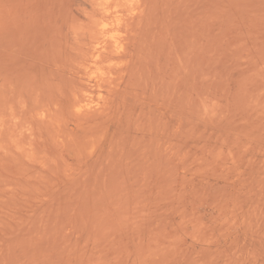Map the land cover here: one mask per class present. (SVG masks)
<instances>
[{
  "label": "rangeland",
  "instance_id": "obj_1",
  "mask_svg": "<svg viewBox=\"0 0 264 264\" xmlns=\"http://www.w3.org/2000/svg\"><path fill=\"white\" fill-rule=\"evenodd\" d=\"M128 1L0 0V264H264V0Z\"/></svg>",
  "mask_w": 264,
  "mask_h": 264
},
{
  "label": "bare ground",
  "instance_id": "obj_2",
  "mask_svg": "<svg viewBox=\"0 0 264 264\" xmlns=\"http://www.w3.org/2000/svg\"><path fill=\"white\" fill-rule=\"evenodd\" d=\"M95 1V0H94ZM102 1V0H101ZM134 0H129L128 1V3L130 2V3H132ZM103 2L105 3H109V0H103ZM99 3V2H98ZM100 3H102V2H100ZM127 3V4H128ZM124 4V3H123ZM103 4H101V6H102ZM103 6H105V5H103ZM129 6V5H128ZM109 7V6H108ZM128 8V7H127ZM132 8V7H131ZM130 8V9H131ZM108 9V8H107ZM135 8L133 7L132 8V10H134ZM109 10V9H108ZM104 10H102V12H103ZM105 11H106V8H105ZM109 12H110V10H109ZM113 13V12H112ZM115 13V12H114ZM102 14V13H101ZM105 14V13H104ZM132 14V13H131ZM103 15V14H102ZM107 15V14H106ZM107 17V16H106ZM105 16H103V17H101V18H99L98 20H97V22H95V23H97V26H98V30H97V33H98V38H96L97 40L95 41V44L93 45V47L91 48L92 50V52H90L91 53V58L92 59H90L91 60V62H92V64L94 63V64H96V63H98V61H102V60H104V58H103V53L107 50L108 51V49H110V51L113 53V55H118V54H120V52H121V50L123 49V44L121 43V41H120V39L118 38V37H116V36H113L112 37V39H110V38H107V37H105L106 36V34L107 35H109L108 34V32H109V27H111V26H115L116 28H117V26H120L121 25V23H120V21L122 20V19H124V18H122V16L121 15H115V21L114 22H108L107 21V19L108 18H106ZM110 17V16H109ZM114 18V17H113ZM97 19V18H96ZM122 22V21H121ZM119 23H120V25H119ZM92 25V24H91ZM96 26V25H95ZM115 29V28H114ZM125 29V28H124ZM125 31V30H124ZM95 32V31H94ZM93 32V33H94ZM95 34V33H94ZM132 35V34H131ZM110 36V35H109ZM108 36V37H109ZM94 38V39H95ZM108 40H111V41H108ZM94 41V40H93ZM109 51V52H110ZM111 54V53H110ZM105 55V54H104ZM83 57V56H82ZM89 57V58H90ZM106 58H108V57H106ZM107 60V59H106ZM87 61H88V59H87ZM89 63H90V61H89ZM90 66H91V64H89ZM89 65H86V67L88 68V66ZM89 66V67H90ZM88 70V69H87ZM118 71V70H117ZM109 72V71H108ZM113 72V71H112ZM92 73V72H91ZM110 73V72H109ZM114 73V72H113ZM96 74V73H95ZM110 76V75H109ZM98 79V78H97ZM107 83V82H106ZM97 85V84H96ZM77 94V93H76ZM83 97V96H82ZM83 102V101H82ZM86 106L85 105V103H81L80 105H79V99H76L75 100V102H74V106L76 107V109H77V111H81V108H82V106ZM41 117V116H40ZM1 125V124H0ZM6 129V128H5Z\"/></svg>",
  "mask_w": 264,
  "mask_h": 264
}]
</instances>
